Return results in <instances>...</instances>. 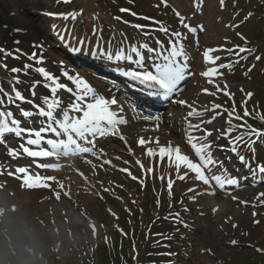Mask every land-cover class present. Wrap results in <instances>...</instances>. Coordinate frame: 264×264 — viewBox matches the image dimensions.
I'll list each match as a JSON object with an SVG mask.
<instances>
[{"label": "rangeland", "instance_id": "1", "mask_svg": "<svg viewBox=\"0 0 264 264\" xmlns=\"http://www.w3.org/2000/svg\"><path fill=\"white\" fill-rule=\"evenodd\" d=\"M121 8H128L137 15L122 13ZM44 10L79 13L77 17L84 25L94 22L103 13V24L107 25L93 23L89 34L82 32L79 35L81 39L90 43L95 35L100 51H109L113 55L117 50L128 51L138 59L141 58L131 53L132 46L147 43L149 47L158 49L156 41L160 40L166 47L170 33L180 31L187 55L185 76L188 78L174 100L165 102L156 109V114H151L153 119L143 120L140 125L132 122L129 126L128 108L139 116H147L145 112L121 99L116 87L101 78L94 79L90 74L80 72L79 66L69 63L54 50L56 46L52 47L47 39L49 25L37 13ZM176 12L196 31L189 32L180 23ZM140 15L152 19L144 20ZM117 16L119 20L115 18ZM156 21L163 22L170 30L168 35L156 29ZM135 24L154 29L141 31L133 26ZM54 30L55 34L63 35L64 29ZM222 45L228 48L240 45L253 51L242 54L248 58L238 64L233 63V67L219 69L222 75L202 77L204 68L234 60L225 51L210 53L221 57L215 64L203 60L206 49H218ZM0 48L12 53L9 56L17 54L19 57L11 65L21 71L12 73L2 66L5 63L1 60L8 58L0 52V87L13 98V88L29 98L21 102L20 108L33 112V115L24 117L19 109H15L17 101L9 103L2 93L0 96L4 103L0 109L11 111L13 117L21 122V127L39 129L47 127L48 123L46 117L40 116L37 109L31 108L32 103H28L32 100L36 105L46 107L42 98L52 96L50 89H45L50 82L35 68H45L59 77L60 83L73 89L75 86L62 75V71L78 74L99 95L106 99L115 98L121 103L128 121L122 128L124 136L129 143L134 142L133 146L139 152L135 155L144 163L143 169L130 167L132 158L117 138L96 137L94 145L83 140L79 142L84 147L94 146L95 151L111 159L116 166L134 169L142 177L129 170L131 176L127 173L126 179L117 174L115 167L100 169L88 159L90 153L62 155L48 160L29 157L22 148H17L20 143L27 146V132L16 135L19 139H0V264H264V253L256 250L264 248V204L254 202L255 196L264 191V180L259 177L253 179L249 168L238 156L245 154L246 161H251L252 166L264 164V139L256 141L253 151L240 145L233 152L231 142L226 138L228 135H219L229 126L228 111L232 110L233 104L234 116L243 117V120L232 118L233 125L246 122L264 130V120L260 119L264 116V0H225L223 8L219 0H167V5L161 0H69L67 3L65 0H0ZM33 52L37 57H43L42 63L29 59ZM140 52L144 57L142 63L150 69L155 70V64L163 63L156 52L143 48ZM256 55L261 56L259 61L255 60ZM26 64L32 67L25 71ZM13 77H18L22 83H15ZM37 81L39 83L33 89ZM225 83L231 96L217 91L216 85L223 88ZM203 89H208V92ZM247 92L253 95L249 98L245 95ZM55 95L64 108L75 102L74 96L60 89ZM86 100L90 102L91 96ZM179 100L187 103H177ZM212 104L222 107L205 112V108L211 109ZM115 107L112 105L114 110ZM245 108L249 116H244ZM193 109L202 115L189 117L187 114ZM217 112L220 115L212 123H207ZM70 115L81 114L70 112ZM201 120L205 123L199 130L193 129L192 135L203 136L204 129L212 131L207 141L212 144L213 158L238 178V186L226 185L220 189L213 184L208 188L195 180L194 173L181 180L178 176L183 175L186 169L181 167L178 173L174 162L170 164L167 157L162 161L156 159L153 165L145 156L148 147L158 150L171 144L172 147L179 145L182 153L196 160L186 132L189 122L196 125ZM246 130L237 128L233 132L238 135ZM128 132L132 133L129 137ZM42 135L46 139L65 138L56 137L51 132ZM141 137L148 141L143 147L138 143ZM46 139L41 145L50 148ZM10 149L16 150L18 155L10 154ZM43 164H51L52 167L39 166ZM18 167H25L33 177L39 175L54 179L45 180L44 186H28L23 184L25 174L16 173ZM149 168L152 169L150 173L147 171ZM211 170L219 174L220 166ZM132 176L137 179H132ZM141 178L143 184L140 183ZM169 178L173 180L171 196L167 189ZM189 188L195 191L189 193ZM189 196H196V199H189ZM177 212L180 213L178 220L174 218ZM231 240L237 243L233 245Z\"/></svg>", "mask_w": 264, "mask_h": 264}, {"label": "snow or ice", "instance_id": "2", "mask_svg": "<svg viewBox=\"0 0 264 264\" xmlns=\"http://www.w3.org/2000/svg\"><path fill=\"white\" fill-rule=\"evenodd\" d=\"M65 2H69V0H65ZM162 3L167 5V0H161ZM221 8L225 6V0H219ZM120 12H130L132 16H136V12H131L128 8H121ZM79 13L71 12V13H53L48 12L46 15L48 16H60L64 19H68L71 17L73 20L76 19ZM177 17H179L180 23L189 31L195 32L196 28L190 26L189 24L185 23V18L180 15L179 12H176ZM249 16L251 13L248 14ZM117 20L120 19L119 16L115 17ZM144 20H150L151 17H143ZM127 23V22H126ZM158 25L157 30L160 32L165 33L166 35L169 34V29L164 26L163 22L156 21ZM135 28L143 31L146 25L135 24L133 25ZM148 33H145L147 35ZM237 35H241L237 33ZM243 38V37H242ZM183 34L180 31H173L170 33L168 46L165 48L164 44L157 40L156 44L160 46L159 49L149 47L147 43H143L137 46L131 47V53H134L136 56L140 57L141 60L144 59L142 53L140 52V48L146 49L148 52H156L158 56H161L164 63L162 64H155V72L150 70H143V71H132L126 72L125 75L131 76L133 79L139 80L142 83L148 84L150 87L156 89L157 95L163 96H170L173 93L179 91L178 85L184 79L185 76V69L188 67L187 63V55L185 51L184 44L182 43ZM227 40V38H225ZM80 49H74V51H79ZM17 52L20 50L17 49ZM215 51H225L230 56L234 58V60H230L228 63H220L216 64L215 67L209 68L207 71L201 73L202 76L206 77H213L217 75H222L223 73L219 72V69L224 68H231L233 67V63H239L241 60H245L248 58L247 55L242 54H251L252 49L247 47H242L240 45H233L231 48L220 46L218 49L209 48L206 49L203 53L205 62H211L213 64L216 61L221 60L220 56H212L210 53ZM0 52H3L5 56L11 55L12 53L7 52L5 49L0 48ZM103 52V50H101ZM167 54H164V53ZM94 55L97 54L96 52L93 53ZM109 59H122L124 57V53L122 50H117L113 56L112 53H107ZM18 58V57H17ZM127 59L131 60L133 57L132 55H128ZM29 59H33L36 63H42L43 57H37L36 53L33 52ZM261 59L260 55L255 56V60L259 61ZM62 63V62H61ZM3 67L7 68V65H2ZM32 67V65L26 64L25 71ZM21 69L12 68V73H18ZM35 71L41 74L45 80L49 81L46 85L50 89L52 96H44L42 98L43 104L46 107L41 105H35L36 109L38 110V114L40 116L46 117L47 119V127H40L39 129H35L32 127L23 128L20 126L21 122L16 120L13 117V113L11 111H5L0 109V134H5L9 132H16L17 134L22 133H29V137L27 139V145L21 144L20 147L23 149V152L29 157H59L62 155H73V154H87L91 153L92 156L99 157L100 153L94 150V146L84 147L79 141H87L89 145H94V139L96 137H104L106 135L118 136L121 140H124V136L121 135L120 126L125 125L128 123L124 119L123 116L118 115L119 112H123V107L118 104L115 98L106 99L104 96L99 95L96 90L89 85V83L81 76L77 75H70L67 71H62V75L70 81L75 88L68 87L67 84L60 83L59 77L53 75L49 71H47L43 67L35 68ZM15 83H22L18 77H13ZM212 83V80H209ZM39 83L34 82L33 89L35 88V84ZM217 91H223L226 95L231 96L232 94L227 92V84L225 83L224 87L221 88L219 85H216ZM59 89H66L69 93H74L75 102L69 103L67 108L62 107V102L56 97L57 90ZM204 92H208V89H203ZM14 98L13 96L9 95L7 92L4 91L2 87H0V93L3 96L8 98L9 103H15L16 100L24 101L25 97L22 93L13 88ZM241 92H244V89L241 88ZM215 95V93H210ZM32 95L35 96V91L32 92ZM247 97H251L253 94L251 92L245 93ZM91 96L90 102L86 100ZM4 103L3 98H0V105ZM28 103H33V101H28ZM177 103L186 104L187 102L184 100H179ZM116 105V109L114 110L111 106ZM222 106L219 104H212L211 109L205 108V112L207 111H214L216 109H220ZM59 110V111H58ZM70 112L80 113L79 116L70 115ZM21 113L24 117H31L33 112L21 109ZM235 105L233 104V108L231 111H228L229 119L227 124L229 127L221 131L219 133L220 136H227L232 133L235 129H247L246 131L240 132L235 137H231V144H232V151L236 152L240 145H244L249 149V151H253L252 146L256 143V141L260 139H264V130L257 129L248 125L246 122L240 125H233L231 123L232 118L241 119L238 115H235ZM189 117L192 116H201L202 113L196 109L189 111L187 114ZM220 115L219 112L216 113L211 119L207 121V123H212L213 120L216 119V116ZM250 113L248 112L247 108L244 110V116H249ZM143 120L147 121L153 119L151 116H143L141 117ZM155 119H159L156 117ZM261 120H264V116L260 117ZM205 123V121L201 120L200 124H192L191 122L188 123L187 126V142L190 145L191 149L193 150L196 160H193L188 155L181 152L179 145L172 147L171 144L168 146H161L159 147L158 151L151 147L146 149V153L149 157L159 155L160 159L163 160L164 157H167L170 164L174 162L175 168L179 173L181 167L186 169L183 175H179L178 178L183 180L185 176L189 173L195 174V180L202 182L203 185L208 186L211 188L213 184L218 186L220 189H224L226 185L238 186L239 180L237 177L232 176L227 172L226 169L223 168L221 162L217 161L213 158L211 149L212 144L207 141V137L212 135V131L208 129H204L203 136H194L192 135V130L196 129L199 130L200 126ZM51 132L54 133L56 137H65L62 139H52V138H45L42 133ZM89 137L93 139H89ZM219 138V137H218ZM46 139V144L49 147L41 146L42 141ZM139 145H145L148 143L143 137L138 140ZM158 143V140H157ZM35 146V147H32ZM102 151V150H101ZM131 148H129V152H131ZM10 154L18 155L16 150H9ZM241 161L245 162V166L249 168V173L253 177V179L259 177L260 179L264 180V164H256L255 167L252 166L251 161H246L244 155L239 156ZM104 163H111V161H104ZM125 163H128L125 161ZM136 163L140 165L141 169L144 168V165L141 163L140 160H137ZM220 166L219 174H215L211 169ZM40 167L50 168L52 167L51 164H43L39 165ZM122 171L128 173L131 176L128 168L121 169ZM149 173L152 172V169L149 168L147 170ZM16 173H24L23 177V184L28 186H44L45 180L54 179L53 177H41L39 175L33 177L27 173V169L25 167H18L16 169ZM11 174V173H9ZM132 179H137V177L132 176ZM163 179V177H161ZM143 184V181H141ZM172 188H173V180L171 178L168 179L167 182V189L169 195H172ZM108 191V189H105ZM189 193L195 191L194 188H189L187 190ZM264 191L259 192L255 198L254 202H258L260 204H264ZM189 199L195 200L196 196H189ZM233 199H237L233 197ZM159 204V201H157ZM241 203H248L247 201H241ZM171 207V205H170ZM215 210V209H214ZM253 215L255 216L256 213L254 212ZM180 213H175V219H179ZM259 223V221H256ZM235 228L236 225L233 224ZM231 244L235 245L237 243L236 240H231ZM260 253H264V248H257L256 249ZM211 251V250H209Z\"/></svg>", "mask_w": 264, "mask_h": 264}, {"label": "bare ground", "instance_id": "3", "mask_svg": "<svg viewBox=\"0 0 264 264\" xmlns=\"http://www.w3.org/2000/svg\"><path fill=\"white\" fill-rule=\"evenodd\" d=\"M224 209V208H223Z\"/></svg>", "mask_w": 264, "mask_h": 264}]
</instances>
